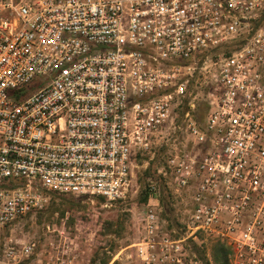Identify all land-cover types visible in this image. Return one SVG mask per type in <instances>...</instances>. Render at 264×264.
I'll use <instances>...</instances> for the list:
<instances>
[{
    "label": "built area",
    "instance_id": "2783aa9c",
    "mask_svg": "<svg viewBox=\"0 0 264 264\" xmlns=\"http://www.w3.org/2000/svg\"><path fill=\"white\" fill-rule=\"evenodd\" d=\"M263 15L264 0H0L5 263L35 254L3 235L46 210L49 192L127 198L134 156L171 129L202 62L214 70L207 116L190 105L175 129L191 141L161 171L176 198L191 193L185 237L166 232L154 184L136 255L197 264L188 240L202 235L226 242L231 264H264Z\"/></svg>",
    "mask_w": 264,
    "mask_h": 264
},
{
    "label": "rangeland",
    "instance_id": "374dc122",
    "mask_svg": "<svg viewBox=\"0 0 264 264\" xmlns=\"http://www.w3.org/2000/svg\"><path fill=\"white\" fill-rule=\"evenodd\" d=\"M189 79V94L176 110L174 124L146 154H136L133 159V188L127 198L119 203L100 202L96 197H72L51 195L50 204L43 213L19 220L6 229L5 243L35 242V254L23 264H96L100 259L110 258V264H143L136 255L135 245L142 238L141 210L144 204L137 199L141 193L139 179L152 163L155 155L165 148L164 160L173 147L183 148L190 143L185 131H176L182 121L187 105L195 104L200 118L207 110V103L214 91L213 68L209 74L201 69L202 62L193 65ZM159 163V162H158ZM158 165V164H157ZM158 174L163 167L158 168ZM174 200V201H173ZM172 200L181 226H174L173 234L182 233L191 212V193ZM164 223L165 227H168ZM210 256V239L198 240ZM190 246V245H189ZM189 254L197 264H203L191 248ZM0 264H6L0 251Z\"/></svg>",
    "mask_w": 264,
    "mask_h": 264
},
{
    "label": "trees",
    "instance_id": "16d2710c",
    "mask_svg": "<svg viewBox=\"0 0 264 264\" xmlns=\"http://www.w3.org/2000/svg\"><path fill=\"white\" fill-rule=\"evenodd\" d=\"M261 25H264V15L260 21ZM185 111L183 112V116L190 110V106L187 105V102L185 104ZM209 109V104L207 103V110L206 112L197 119L200 122H203L207 116ZM196 114V113H195ZM197 116V115H196ZM166 150L165 148H162L154 157L152 163L150 166L147 168L145 171V175L139 179V184L142 188L141 193L137 199V201L140 204H147L149 199H150V191L151 187L155 184L158 185L160 191L162 192V205L164 207V210L161 214L162 219L164 222H167L166 224L168 227H165V230L167 233L171 235V237L175 239H182L185 237V232H186V226L184 225V230L182 233H177L173 234L172 231L174 229V226H181L180 221L178 217L176 216V209L175 206L172 202L174 198H176L172 191L169 188L168 185V178L164 176V174L160 173L158 174V168L163 167V169L167 165V160L162 159L161 157L164 158ZM159 162V163H158ZM158 164V165H157ZM13 186V183L11 184ZM6 187V185H0V188ZM50 196L51 195H60V196H72V197H77L74 195H62L59 193H53L49 192L48 193ZM100 202H106L105 198L103 197H96ZM174 201V200H173ZM123 202L122 200H118L116 203ZM45 211V210H44ZM39 213H43L39 212ZM33 214H29L27 217L32 216ZM25 217V218H27ZM18 221H16L14 224H16ZM13 224V225H14ZM9 228V227H8ZM202 239L205 241V238L200 235L198 240ZM198 240L194 239H189L188 244L189 249L191 248L192 253L199 258L200 261H202L203 264H231V248L230 246L222 241V240H210L211 241V247H210V256L208 255L207 249L201 245H199ZM111 260L110 258H105V259H100L99 262H96V264H110Z\"/></svg>",
    "mask_w": 264,
    "mask_h": 264
}]
</instances>
